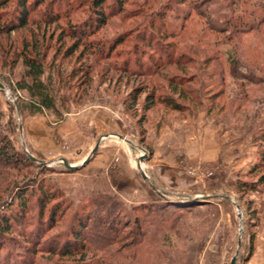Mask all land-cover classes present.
I'll return each mask as SVG.
<instances>
[{
	"label": "rangeland",
	"instance_id": "obj_1",
	"mask_svg": "<svg viewBox=\"0 0 264 264\" xmlns=\"http://www.w3.org/2000/svg\"><path fill=\"white\" fill-rule=\"evenodd\" d=\"M196 2L195 6L189 1H128L123 12L111 14L90 38L104 41L126 31L129 41L118 45L111 59L119 63L137 32L144 33L147 13L158 11L164 3L188 13L177 19L185 25L179 40L156 39L159 33L153 39L163 45L176 41L173 51L181 55L180 62L163 64L150 75L114 69L95 56L88 60L87 73V62L78 55L80 48L65 55L74 40L68 30L62 33L61 29L87 18L90 10L84 5L75 8L59 0L51 14L55 9H72L61 19L44 23L33 12L23 28L1 33L0 133L8 136L27 163L9 166L0 174V203L7 200L0 210L12 193L28 195L40 186L48 194L43 216L48 212L53 223L40 241L28 239V230L40 218L35 197L30 195L25 219L14 223L15 228L7 233L11 239L1 247L4 264L9 258L14 264L20 258L27 264H105L111 260L112 264H229L233 256L235 264H264V182L257 183L249 173L257 159L254 132L264 127V32L261 37L253 32L240 34V48L219 45L218 37L208 29L205 7L221 19L220 12L228 10L220 7L228 1ZM35 38L43 42L38 51L46 55L42 79L46 81L52 72L57 111L42 109L31 114L24 103L29 96L16 89L25 71L19 52ZM142 47L158 55L155 49ZM148 61V57L139 58L144 66ZM62 133L66 143L58 152ZM60 158L75 168H66ZM238 180L255 183V188L243 193L237 188ZM196 195L200 199H191ZM109 198L126 209L130 220L138 214L143 230L155 218L151 232L143 238L144 247L141 244L135 250L137 246L130 245L134 226L129 225L119 230L117 244L126 247L118 256L111 253L115 247L90 250L84 261L32 251L34 245L45 246L50 235L73 224L75 211L97 206L102 212ZM166 202L179 204L185 211L163 219L151 211L150 220L146 218L147 209ZM88 230L96 229L91 224Z\"/></svg>",
	"mask_w": 264,
	"mask_h": 264
},
{
	"label": "trees",
	"instance_id": "obj_2",
	"mask_svg": "<svg viewBox=\"0 0 264 264\" xmlns=\"http://www.w3.org/2000/svg\"><path fill=\"white\" fill-rule=\"evenodd\" d=\"M58 1L59 0H0V35L1 33L14 31L26 26L31 22L33 12L39 13V19L46 23L59 20L62 16H66L69 11H72V9H69L68 11L55 9V13L51 14V11L54 8L53 5L58 3ZM64 1H66V4L68 3L75 8L78 7V4H80L90 10L85 20L78 23H70L69 28L66 29V27H63L61 29L62 33L67 32L68 30V33L70 32L68 35L69 38L74 40L72 47L67 50V54L65 55L69 54L70 56L80 48L81 50H78V55L87 62V73L89 66L88 60L91 56H95V58L99 60H105L107 65L110 67L112 66L114 69H123L130 73L143 75L157 73L158 69L163 67V64H177V62H180V59L182 58L181 55L178 54L179 56H175L173 51L176 41L168 42L171 43L170 45L167 43L166 45H163L160 40L153 39H155V34L159 33L161 37L156 39L169 37L175 40L177 37L179 40L182 36V30L185 25L183 19L180 22H178L177 19L187 17L188 13L178 12V8L173 9V6L166 5V3L161 5V8L158 9V11L156 10L153 13H147L148 17L144 26H142V28L145 29L144 33L139 34L140 32H137L134 36L135 40L132 41V43H129V46L127 45L124 53L125 56L121 58L119 63H114L111 60L113 59V51L118 45L126 44V42L129 41L127 32H118L111 39H104V41L103 39L93 40L90 38L107 23L108 17L111 14H119L123 12L125 4H127L128 1L132 2V0ZM175 1L182 4L189 1V4H193L195 6L197 4L196 0ZM191 1L192 3H190ZM226 1H228V4H223L221 2L223 6L220 8H227V12H229V14L223 11L220 12V14H222L221 19L214 18V11L207 10V7H205L206 12L204 11L206 13L205 18L207 19V24H209L208 29L214 33V36L218 37V44L221 45L230 43L235 49L240 48V34L253 32L254 35H260L261 37V34L264 32V0ZM197 11L201 15V11L199 9H197ZM48 13L51 18L48 17ZM137 13H140V11ZM155 20H157L158 23H156ZM147 28H149V30H146ZM223 34L225 35L222 36ZM195 37L198 38L196 35ZM41 40L42 39L35 38L33 42L24 46L18 55L22 60L25 71L23 76L16 81V89L20 92H26L29 96L30 100L24 103L27 104V109L31 114L41 112L42 109L57 111L55 108L54 98L52 96L54 89V85L52 84V72L48 74L46 81L42 79L45 66L44 59L46 55L44 53L39 54L38 52L41 43L43 44ZM45 44L46 43H44V45ZM142 46L151 47L153 50L155 49L158 55L154 57ZM142 56L149 58V61L145 64V66L142 62H139V58ZM51 65L49 67H51ZM250 71L255 74V69L251 68ZM57 77L60 81L61 74L59 72L57 73ZM261 80L264 81V78ZM49 83H51V85H49ZM22 108H26V105ZM253 141L257 144V159L249 173H253L255 175L257 183H263L264 127L260 128L257 132H254ZM26 163L27 158L20 151L13 148L8 136L0 133V174L5 173L9 166L14 168ZM237 188L245 193L254 189L255 183L251 184V182L238 180ZM12 194L13 196L11 200L5 205L3 210H0V251L1 247L8 241V239H11L7 236V233L15 228L14 223H16V221H20V217L25 219V215H23V213H27L28 211L27 209L29 207L28 202L30 200V195L35 197L40 218L38 217L37 223H35L36 225L34 227L31 226L28 230V239L31 242L40 241L42 237H46L48 234L46 231H48L53 224H51L52 218L49 216L48 212L45 218L43 216L48 202V198L46 197L48 194L46 193L45 188H41L39 186L38 189L30 191L28 195L25 191H16ZM109 199L110 200L106 201L107 205L104 207L102 212L97 208V206L92 209L87 208L88 212L83 211L84 209H78L75 211V221H73V224L70 223L68 228L58 235H50L48 237L49 239L45 242L46 245L42 247L40 246L42 249L37 248L38 246L34 245L32 251H47L52 254L70 256L75 258V261H84L87 257V252L90 250L102 251L115 247V251H112L111 253L118 256L121 255L120 252H122V250L126 247V244H117L121 237L119 230L122 226H134L132 227L134 229L132 237L133 243L130 242V245L137 246V248H135L136 250L141 247V244H143L144 247L143 238L145 237V234L151 232L150 228L155 225V222L153 221L155 218L151 220L149 218L151 211L158 214L154 216H158L161 219L165 218L164 216L170 217L172 214H176V212L185 211V209L182 210L183 207L179 204H176L175 206V204L168 202L163 204L158 203L150 208L148 207L149 209H147L145 216H147L146 218H149L148 220H150L149 222L153 226L150 225L148 229L146 228L143 230L141 227L144 221L141 222L138 214H135L132 220H130L129 216L126 214V209L118 201L114 199L112 200L111 198ZM6 201L4 199L0 204L5 203ZM51 207L48 208L49 212L52 211ZM55 209L56 208H53L52 213H54ZM134 209L136 208H133V210ZM189 209L190 208L187 210ZM52 217H54V215H52ZM48 223H50V226H47ZM91 224L96 230H88ZM126 233L127 232H125V234ZM51 243L53 245L48 247ZM8 253H11V251H8ZM2 254L3 252L0 253V255ZM137 257L140 256L137 255ZM20 259L19 261L15 260V264H27V260H23V258ZM10 261L11 264H14L10 258L6 260V263L9 264ZM0 264H4L1 259ZM96 264L102 263L98 262ZM105 264H112V260Z\"/></svg>",
	"mask_w": 264,
	"mask_h": 264
},
{
	"label": "water",
	"instance_id": "obj_3",
	"mask_svg": "<svg viewBox=\"0 0 264 264\" xmlns=\"http://www.w3.org/2000/svg\"><path fill=\"white\" fill-rule=\"evenodd\" d=\"M15 105H16V107H17V104H16V103H15ZM94 150H95V147L93 148L92 151H94ZM27 156H28L29 159L34 160V158H33V156H32L31 154L27 153ZM60 159H61V161L63 162V164H64V166H65L66 168H68V169L75 168V165L68 163V162L66 161L65 158H60ZM86 160H87V158H85L82 162H84V161H86ZM191 199H195V200H197V199H200V197L196 195V196H194V197L191 198ZM235 260H236V257L233 256V257L231 258L229 264H235Z\"/></svg>",
	"mask_w": 264,
	"mask_h": 264
},
{
	"label": "crops",
	"instance_id": "obj_4",
	"mask_svg": "<svg viewBox=\"0 0 264 264\" xmlns=\"http://www.w3.org/2000/svg\"><path fill=\"white\" fill-rule=\"evenodd\" d=\"M64 134L62 133L61 134V136H60V138L58 139V141H57V144H56V147H57V151L58 152H60L61 151V149L63 148V145H64V143H66V141H64V137H66V136H63ZM41 141H42V139H40ZM48 146V145H47ZM53 147V146H52ZM46 148V147H45ZM62 152H64V151H62Z\"/></svg>",
	"mask_w": 264,
	"mask_h": 264
}]
</instances>
